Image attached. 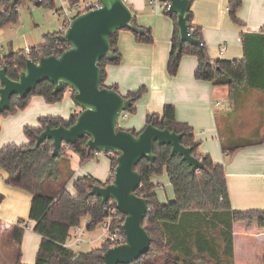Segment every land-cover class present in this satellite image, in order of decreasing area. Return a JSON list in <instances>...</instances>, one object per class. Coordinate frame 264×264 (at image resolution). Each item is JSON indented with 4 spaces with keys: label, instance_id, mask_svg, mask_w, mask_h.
I'll use <instances>...</instances> for the list:
<instances>
[{
    "label": "trees",
    "instance_id": "obj_1",
    "mask_svg": "<svg viewBox=\"0 0 264 264\" xmlns=\"http://www.w3.org/2000/svg\"><path fill=\"white\" fill-rule=\"evenodd\" d=\"M13 0H0V29L19 20L17 6ZM191 4L193 0H190ZM243 0H230L229 14L232 21L244 26L237 17V12ZM55 7V2L44 1L37 3ZM175 25L172 38V48L168 60L167 71L171 77L177 76L181 61L185 56L198 58V67L195 78L198 81L211 82L215 86H227L231 96L237 90L252 88L264 91V27L257 33H242L241 40L244 48V58L237 61L212 59L203 41L202 29L193 24V13L190 10L191 35L203 42L205 53L202 54L197 46L184 43L182 52H179L180 31L177 24V15L165 11ZM136 20V17H135ZM143 28V27H142ZM145 35L140 36L133 32L136 40L142 44H152L153 34L145 29ZM118 34L111 38V47L117 59L113 62L107 58L100 63L102 69V86L106 81V67L118 65L121 54L118 47ZM58 32L43 36V44L27 50L9 53L0 59V65L7 67V76L17 81L21 72L25 70L27 60L38 61L41 57L55 54L62 55L65 51L54 52L59 45ZM66 43H62L65 46ZM117 91V87H108ZM55 86L49 81L40 84L36 91L26 99L21 100L14 96L11 107L0 115V119L15 115L27 109L33 97H42L48 104H57L63 101L65 92L54 94ZM146 89L140 88L130 92L125 98L133 100L130 113H136L135 104L144 96ZM74 96V93H72ZM78 114H73L68 120L60 117H41L39 127L25 128V135L29 139L27 145H7L0 150V168L8 173L7 184L11 187L28 192L33 196L30 211V220L36 223L34 231L42 237V243L37 254L35 264H104L103 256L109 250L105 245L100 249L82 253L74 252L64 246L71 237L73 228L88 219L87 230L94 231L100 228L108 217L107 206L101 198L92 194L96 185L104 186L90 176L78 178L74 183L75 194L65 189L55 191L54 185L62 179V168L59 161L68 159L67 150L77 154L83 163L89 161L96 154L87 147L88 138H83L77 144L63 148L60 155L52 158L53 145L43 143L35 149L36 139L47 127H71L75 124ZM154 125L161 130H169L181 134L182 144L193 150L204 168L191 174V167L179 155L172 156L171 146L156 145V161L154 165L143 159L136 167L142 182L137 195L147 200L149 210L144 220V227L151 238V248L147 254L131 264H232L234 258L233 225L239 222L252 223L256 221L260 229L264 230V209L235 212L232 209L225 167L213 162L210 156L199 153L200 143L196 140L193 129L176 119L175 109L167 105L163 114H149L146 127ZM144 130V129H143ZM142 130V131H143ZM1 131V126H0ZM130 131V130H129ZM141 131V132H142ZM135 135L140 132L131 130ZM240 148L232 149L234 153ZM113 166V173L106 184L113 181L114 170L117 166V154H107ZM166 174L173 188L175 199L167 204L161 203L155 193L156 186L151 179L154 176ZM0 199L2 197L0 196ZM189 216L187 227H183V218ZM24 222L13 228V235L17 241L18 257L15 264H23L22 239ZM196 262V263H193Z\"/></svg>",
    "mask_w": 264,
    "mask_h": 264
},
{
    "label": "crops",
    "instance_id": "obj_2",
    "mask_svg": "<svg viewBox=\"0 0 264 264\" xmlns=\"http://www.w3.org/2000/svg\"><path fill=\"white\" fill-rule=\"evenodd\" d=\"M151 1L126 0L137 24L152 31L154 42L142 44L130 31H120L118 47L121 62L106 67L105 85L116 86L122 96L143 87L146 89L144 96L135 104L136 113L124 114L119 127L141 132L146 127L149 114L162 115L167 105L173 106L177 121L193 129L200 143L199 153L210 156L214 163L225 167L233 211L263 210L264 91L247 88L237 90L231 96L227 86L198 81L195 78L198 58L195 56L183 57L177 76L171 77L167 65L175 25L170 17L155 11ZM229 2L193 0L191 11L193 24L202 29L208 55L212 59L237 61L244 58L242 33H257L264 27V0H243L237 17L244 26L232 21ZM32 47L35 46L21 50L28 51ZM223 47L226 50L222 53ZM5 55H0V59ZM80 112L70 91L57 104H48L42 97H33L27 109L0 119V150L7 145L29 144L25 128H38L41 117L68 120ZM235 148L240 149L233 153L231 150ZM66 155L74 170L64 188L70 193L71 187L74 191L78 178L90 176L106 184L113 173L112 161L107 154L102 156L98 153L85 163L69 150ZM7 178L8 173L0 168V235H11L13 228L24 222L21 261L23 264H35L42 237L34 231L36 223L30 221L33 196L9 186ZM151 181L161 203L175 199L166 174L154 176ZM160 187L165 188L166 199ZM71 194L74 195L75 191ZM233 236L234 264H264V230L256 221L235 223ZM13 260H0V264H14Z\"/></svg>",
    "mask_w": 264,
    "mask_h": 264
},
{
    "label": "water",
    "instance_id": "obj_3",
    "mask_svg": "<svg viewBox=\"0 0 264 264\" xmlns=\"http://www.w3.org/2000/svg\"><path fill=\"white\" fill-rule=\"evenodd\" d=\"M19 1L13 0L12 5L16 6ZM99 1L100 8L76 17L66 33L58 36L60 42L70 46L62 55L41 57L38 61L27 60L17 81L7 76L6 66L0 68V115L10 109L14 96L24 100L45 81L55 86L54 94L68 89L74 93V103L81 109L75 124L69 128L47 127L37 136L35 149L51 142L54 159L65 145H75L80 139L88 138L89 150L118 155L113 181L104 186H94L92 194L101 198L105 205L113 201L116 209L125 216L122 229L126 243L109 249L103 256L104 264H131L147 254L152 243L144 227L148 202L137 195L142 182L137 165L143 159L154 165L156 145L171 146L172 156H181L191 167L192 175L203 169L204 164L193 155L191 148L182 144L181 134L148 125L135 135L119 127L122 114L130 113L134 102L118 91L102 86L100 63L105 58L111 62L117 59L110 42L114 34L124 29L140 36L146 32L137 24L126 0ZM167 1L170 3L169 13L177 15L180 31L178 51L182 52L184 43H189L204 54L203 42L191 35L190 0Z\"/></svg>",
    "mask_w": 264,
    "mask_h": 264
},
{
    "label": "rangeland",
    "instance_id": "obj_4",
    "mask_svg": "<svg viewBox=\"0 0 264 264\" xmlns=\"http://www.w3.org/2000/svg\"><path fill=\"white\" fill-rule=\"evenodd\" d=\"M58 3H55L54 8H58ZM52 6L42 5L40 7L33 5L32 0H22L17 6L19 12V20L15 24H9L3 29H0V55H5L12 51H19L28 46H39L43 42V36L58 32L59 26L62 23L61 20H57ZM264 99V97H262ZM102 156L105 153H99ZM109 157V156H108ZM110 158V157H109ZM59 166L62 168V179L54 185L55 191L64 189L69 179L74 174L71 162L67 159L59 161ZM167 186V184H166ZM71 193H74L71 187ZM162 194L166 199L165 188L160 187ZM170 190L172 188L170 186ZM174 201V200H173ZM169 203L168 201L165 204ZM87 218L83 220L82 227L85 230L86 240L80 243L79 251L82 253H88L102 247L105 237L101 228H97L94 231H88L85 229ZM189 216L183 218V227H187ZM32 221V220H30ZM34 222V221H33ZM24 225V223H23ZM23 227V226H22ZM234 241V236H233ZM22 246V245H21ZM18 257V246L14 235H0V260L6 261L7 259L15 262ZM234 264V258H233ZM196 263V262H193ZM4 264H8L5 262Z\"/></svg>",
    "mask_w": 264,
    "mask_h": 264
},
{
    "label": "built area",
    "instance_id": "obj_5",
    "mask_svg": "<svg viewBox=\"0 0 264 264\" xmlns=\"http://www.w3.org/2000/svg\"><path fill=\"white\" fill-rule=\"evenodd\" d=\"M45 0H32L33 5L37 6V3H43ZM53 2L58 3V8H54L53 15L57 20H61V24L58 29L59 35H64L69 28L71 22L78 16L85 14L89 11L100 8L101 4L99 0H53ZM151 3L155 7V11H160L164 13L169 10L170 3L167 0H152ZM169 12V11H168ZM58 35V36H59ZM59 45L56 46L54 52L65 51L66 48H70L69 44L66 43L62 46L64 42H58ZM226 50L225 47L221 49L223 53ZM67 51V50H66ZM55 55V54H53ZM56 56V55H55ZM3 66L0 65V68ZM0 87L2 83L0 81ZM123 113L121 118L125 116ZM64 148L68 149L69 146L65 145ZM107 213L108 217L104 220L100 226L103 231V236L105 237L104 245L108 248H115L126 243V236L123 232V224L125 222V216L120 213L115 206L113 201L107 203ZM88 221L86 222L85 229H87ZM86 240L85 230L82 224L73 228L71 237L64 244V246L74 252H79L80 243Z\"/></svg>",
    "mask_w": 264,
    "mask_h": 264
}]
</instances>
